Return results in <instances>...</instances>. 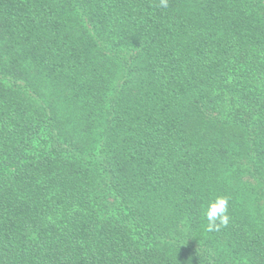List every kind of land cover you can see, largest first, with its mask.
Wrapping results in <instances>:
<instances>
[{"label":"trees","instance_id":"16d2710c","mask_svg":"<svg viewBox=\"0 0 264 264\" xmlns=\"http://www.w3.org/2000/svg\"><path fill=\"white\" fill-rule=\"evenodd\" d=\"M167 5L0 0V264H264V0Z\"/></svg>","mask_w":264,"mask_h":264},{"label":"clouds","instance_id":"9594fccd","mask_svg":"<svg viewBox=\"0 0 264 264\" xmlns=\"http://www.w3.org/2000/svg\"><path fill=\"white\" fill-rule=\"evenodd\" d=\"M160 5L161 7H167V0H160ZM227 208L228 199L226 197H217L214 202H209L204 212L208 231L218 230L228 224Z\"/></svg>","mask_w":264,"mask_h":264}]
</instances>
